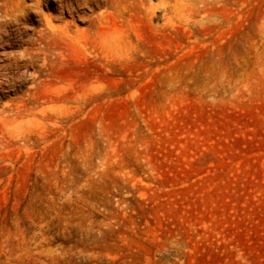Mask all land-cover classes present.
<instances>
[{
  "label": "rangeland",
  "instance_id": "1",
  "mask_svg": "<svg viewBox=\"0 0 264 264\" xmlns=\"http://www.w3.org/2000/svg\"><path fill=\"white\" fill-rule=\"evenodd\" d=\"M0 264H264V0H0Z\"/></svg>",
  "mask_w": 264,
  "mask_h": 264
},
{
  "label": "bare ground",
  "instance_id": "2",
  "mask_svg": "<svg viewBox=\"0 0 264 264\" xmlns=\"http://www.w3.org/2000/svg\"><path fill=\"white\" fill-rule=\"evenodd\" d=\"M30 15V14H29Z\"/></svg>",
  "mask_w": 264,
  "mask_h": 264
}]
</instances>
